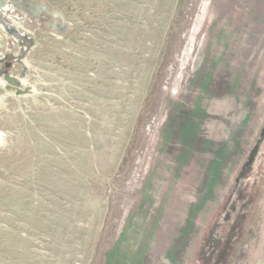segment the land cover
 Masks as SVG:
<instances>
[{"label":"rangeland","instance_id":"rangeland-1","mask_svg":"<svg viewBox=\"0 0 264 264\" xmlns=\"http://www.w3.org/2000/svg\"><path fill=\"white\" fill-rule=\"evenodd\" d=\"M207 0H0V264H118Z\"/></svg>","mask_w":264,"mask_h":264},{"label":"water","instance_id":"water-1","mask_svg":"<svg viewBox=\"0 0 264 264\" xmlns=\"http://www.w3.org/2000/svg\"><path fill=\"white\" fill-rule=\"evenodd\" d=\"M264 262V0H207L118 264Z\"/></svg>","mask_w":264,"mask_h":264},{"label":"bare ground","instance_id":"bare-ground-1","mask_svg":"<svg viewBox=\"0 0 264 264\" xmlns=\"http://www.w3.org/2000/svg\"><path fill=\"white\" fill-rule=\"evenodd\" d=\"M1 139H2V132H0V141H1ZM2 142V141H1Z\"/></svg>","mask_w":264,"mask_h":264},{"label":"trees","instance_id":"trees-1","mask_svg":"<svg viewBox=\"0 0 264 264\" xmlns=\"http://www.w3.org/2000/svg\"><path fill=\"white\" fill-rule=\"evenodd\" d=\"M262 264H264V262Z\"/></svg>","mask_w":264,"mask_h":264}]
</instances>
